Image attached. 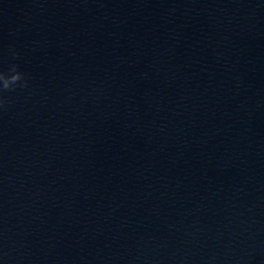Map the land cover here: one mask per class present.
Segmentation results:
<instances>
[{
	"label": "clouds",
	"instance_id": "1",
	"mask_svg": "<svg viewBox=\"0 0 264 264\" xmlns=\"http://www.w3.org/2000/svg\"><path fill=\"white\" fill-rule=\"evenodd\" d=\"M24 75L25 74L19 70L18 64H12L6 72L0 71V106L6 103L2 95L3 92L14 91L17 86H26V82L24 84H19V82L24 80Z\"/></svg>",
	"mask_w": 264,
	"mask_h": 264
}]
</instances>
